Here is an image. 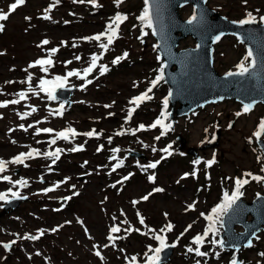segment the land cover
<instances>
[{
  "label": "rangeland",
  "instance_id": "rangeland-1",
  "mask_svg": "<svg viewBox=\"0 0 264 264\" xmlns=\"http://www.w3.org/2000/svg\"><path fill=\"white\" fill-rule=\"evenodd\" d=\"M14 2L15 0H0V12L9 15L6 21L0 22L5 25L4 30L0 31V102L19 99L17 93L29 89L28 73H32L31 87L35 91L26 92V98L19 104L0 107V158H7L8 155L24 149L25 145L32 144L38 137L31 132L42 126L61 128L73 124L84 131H91L95 126L94 129L100 133V137H112L111 141L117 143L120 151L114 153V156L122 163L125 159V166L132 170L133 175L125 182L113 184V187L111 184L115 180L114 173L108 174L106 169L107 165L109 167V159L106 154L95 152L94 140L85 143V152L71 155L70 160L66 157L65 162L62 159L59 162L57 160L58 163L56 162L53 168L47 167L48 158L30 162L38 170L31 169L30 166L20 167L19 174L28 177V185L23 188V194L29 197L30 194L32 197H42L34 195L35 190L57 179L63 183L56 193L61 196L70 194L69 183H74L73 189L79 191V196L73 209L38 210L32 203L33 209L28 207L31 213L23 219L16 220L14 215L4 216V220L0 221V232L3 233L0 235V241L12 239L16 243L8 249L0 243V264H125L127 259L133 256H138L145 262L143 255L145 257L146 252L148 255L152 254L148 252V247L152 245V235L155 233L167 236V244L179 237L169 255V262L160 264H197V261H200V264H230L234 252H221L209 243L208 241L213 239L211 233L205 240L208 244L200 248L208 253L207 256L200 257L196 256L195 252L189 253L187 247L195 248L192 236L203 234L208 224L199 214L200 211H207L208 215L211 205L219 200L224 191L231 193L234 190L235 178L250 181L241 189L244 199L251 200L256 194H264V182L244 176V173L249 172L264 176V153L257 146L256 137L253 135L264 116V105L257 104L251 112L237 116L236 113L243 109L242 105L235 101H226L220 104L219 111L214 110L206 117L201 118L193 114L187 119L183 117L176 121L173 132L184 135L187 143L196 147V155L179 150L178 141L172 132L161 136L159 140L155 137L161 133L156 129H148L147 132L141 130L135 135L129 134L131 132L127 130L131 127L137 128L138 122L147 125L153 123L152 116L158 111L157 101L165 99L168 89L160 82L150 94L153 99L140 106L132 119L125 123L123 114L126 107L130 108L129 97L141 92L144 86H150L160 65L150 28L144 27L138 19L146 6L145 0H125L119 7L114 0H96L98 6L88 0L84 3L60 0L58 4L55 0H26L23 5H18L15 11L10 12V5ZM207 3L220 14L233 20L245 19L249 12L256 21L264 16V0H247V4L244 0H207ZM50 8V11H46ZM192 11L191 5L185 6L181 9L182 17H188ZM117 12L128 17L120 26L119 39L103 53L96 69L88 76L87 79L92 80L91 84L78 89L76 86H82L85 81L76 77H71L72 81L69 79V85L75 87L72 102L65 107L62 117H54V112L48 109L54 102L48 100L47 92L42 94L39 88H36V77L45 73L39 65L29 68V64L37 59L48 58L50 50L57 48L58 52L51 55L53 65L45 66L50 74L62 72L64 76L70 67L82 71L89 66L92 54L100 55L103 52L96 41L83 38L104 32L111 15ZM45 16L50 18L45 19ZM26 17H30V20ZM142 29L146 35H142ZM45 39L50 43L38 47ZM62 42H66V45ZM73 44L76 47H73ZM192 45V37L180 42L181 47ZM247 51L244 44L234 36L227 35L215 45L214 66L219 72L237 70L236 65L243 60ZM125 52L128 56L116 63L113 70L109 69L112 61L116 57H123ZM76 56L81 59L77 61ZM67 61L72 63L66 65ZM245 63L248 65L249 59ZM104 64L109 72L100 75L99 66ZM9 81L13 83H8ZM162 106L161 112L166 111L164 105ZM33 108L36 109L35 112L32 111ZM23 113L30 115L21 119L19 114ZM88 123L92 124V128L87 127ZM165 123L168 124V120H165ZM20 125H24L27 131ZM87 128L91 129L85 130ZM217 129L221 133L219 143L215 147L204 146ZM116 130H123L125 134L118 136ZM65 145L62 144V148ZM157 147L168 148V152H160ZM151 148L156 151H151ZM128 150L143 156L129 155ZM163 157L168 158L162 161ZM213 158L215 163L208 167L206 162ZM196 160L200 163L194 164ZM156 161H159V165L155 169L138 168L145 167L147 162ZM12 168L19 166L11 165V174ZM46 169L52 171L45 173ZM124 171L120 169L115 172L121 174ZM194 171L195 176L192 175ZM150 176H155V180H150ZM229 177L232 179H227ZM156 188L162 191L155 192ZM152 190L154 192L149 199L141 201L140 198ZM56 193L45 197L55 199L58 197ZM131 197L136 198L139 203L134 205ZM194 202L195 209L187 210ZM135 207L138 209L134 212ZM140 217L144 218L143 225L140 223ZM27 218L31 221V227L25 230ZM124 220L128 223H121ZM167 220H171L174 225L171 232L161 231L165 229ZM185 223L192 225L186 232V228H183ZM114 225H119L121 231L117 233L120 239L113 242L107 237ZM129 226L139 231L125 232L124 229ZM22 229L24 230L21 231ZM41 229L44 230V235L40 239H23L27 233L38 235ZM150 229L155 230V233ZM181 233L184 235L181 236ZM184 239L186 242L190 240L192 244H186ZM215 239L217 240V235ZM93 245L98 247L94 248ZM96 251H99L101 256L98 257ZM240 253L242 264H264V255H261L264 253V230L254 238L249 249Z\"/></svg>",
  "mask_w": 264,
  "mask_h": 264
},
{
  "label": "water",
  "instance_id": "water-1",
  "mask_svg": "<svg viewBox=\"0 0 264 264\" xmlns=\"http://www.w3.org/2000/svg\"><path fill=\"white\" fill-rule=\"evenodd\" d=\"M153 15V34L157 40V49L164 60V78L171 89L170 116H181L191 110L209 102H215L224 98H233L240 102L264 103V22L247 25H239L206 5V0H149ZM191 3L194 6V14L197 20L191 25L188 19H182L179 7ZM193 14V15H194ZM236 35L248 48L253 49L257 59V66L250 68V73L255 76L226 77V73L219 74L212 64V51L214 37L227 34ZM191 35L195 38L194 47L177 49L182 38ZM216 42V41H215ZM252 62V58H251ZM251 65V64H250ZM249 65V66H250ZM235 72V71H232ZM57 96L67 99L72 89H67L65 95ZM178 103V104H177ZM177 104V106H176ZM174 123V119L171 125ZM180 149L195 154L193 147L185 146L184 137L178 135ZM218 132L215 139L207 145L217 143ZM264 151V143L258 142ZM18 199L10 202L15 207ZM7 206V205H6ZM2 214V213H1ZM0 214V215H1ZM251 218L248 220L247 215ZM224 230L221 237L226 236L224 248L239 251L241 246H248L252 237L264 225V196L258 195L250 202L238 201L232 212L223 218ZM235 224L243 226L244 230L235 232ZM171 247L162 252L161 260L167 259ZM236 259L239 261V254Z\"/></svg>",
  "mask_w": 264,
  "mask_h": 264
},
{
  "label": "snow or ice",
  "instance_id": "snow-or-ice-1",
  "mask_svg": "<svg viewBox=\"0 0 264 264\" xmlns=\"http://www.w3.org/2000/svg\"><path fill=\"white\" fill-rule=\"evenodd\" d=\"M26 2V0H15L14 3H12L10 5V12L11 11H15L18 5H23ZM60 2V0H55V3L58 4ZM74 2H79V3H84L85 0H74ZM89 3L93 4L94 6H98L96 4V0H88ZM125 0H114V3L116 4L117 7H119L122 3H124ZM153 3H155V0H153ZM244 3L247 4V0H244ZM145 8L141 14L140 17H138V19L141 21L142 25L144 27H148V28H152L153 27V15H152V11H151V6L149 3V0H145ZM55 5H53L54 7ZM50 9L46 10V11H50ZM258 11V10H257ZM9 18V15L7 13H3L0 12V22L2 21H6ZM45 19H49L50 17L45 16ZM127 16L124 14H121L120 12H117L116 15L114 17L111 18L110 22L106 25L105 31L95 34L91 37H85L83 39L88 40V41H96L98 43V46L100 49L103 50V52L100 55L97 54H92L91 58H90V63L89 66L82 69L81 70H71L68 71L66 76H56L54 77L53 80H48V79H44L41 78L39 81V89L41 91L47 92L49 99H56V96L54 94L55 89L56 88H64L65 87V83L67 81V79L69 77H76L78 79H82L85 81L84 85H82L81 87L84 88L87 86V84H91L92 80L87 79L88 76L96 69L97 67V62L99 60H101L103 58V53H106L109 50V47L114 43V41L116 39H119V30H120V26L121 24L127 20ZM26 19L30 20V17H26ZM197 20V16L194 14L189 20H188V24H192L194 21ZM260 22H264V16H261L259 18ZM239 25H247V24H253V23H257L256 18L252 15L251 12L246 14V18L240 20L239 22H236ZM5 25L3 23H0V31L4 30ZM147 33L143 32L142 29V35H146ZM153 34H156V29L153 28ZM222 35V34H221ZM221 35H217L215 36L214 42L215 41H219L221 39ZM106 41V42H105ZM50 43L49 40L45 39L41 42V45L39 46H43V45H48ZM65 43L66 42H62ZM73 47H76L75 44L72 45ZM56 52H58L57 48H52L49 52V57L46 59H37L35 62L29 64V68H33L36 67L37 65H39L41 67V71L47 73L48 72V67L47 66H52L53 65V60L51 59V55L55 54ZM128 56V53L125 52L123 54V57H116L112 63L116 64L119 63L121 59L126 58ZM249 58H252V62L251 65H246V61H248ZM75 59L77 61H79L81 59L80 56H76ZM66 65L67 64H71L72 61H67L65 62ZM257 66V59L254 56V52L253 49L249 48L247 51L246 56L243 58V60H241V62L239 64L236 65L237 71L232 72L229 71L228 73H226V77H245L246 75H251V76H255L256 73L252 72L250 73V68H255ZM99 70H100V75H103L105 72L108 71V67L107 65H100L99 66ZM25 71H27V69H25ZM164 79V68L160 69V74L157 76L156 79L152 80L150 82V86L144 91L142 92L140 95L133 97L130 101L129 104L134 105V107H130L127 111V116L125 118V123L129 122L132 117L133 114L136 112V110L140 107V105L145 102V101H150L153 99V96L150 95V93H152L153 89L156 88L158 86V84L160 83L161 80ZM31 81H32V73H28L27 76V83L29 84V89L28 91H32L34 92L35 90L31 87ZM8 83H13L11 81H9ZM21 83H25V81H21ZM135 86V85H134ZM27 93L24 91H21L19 93H17V96L19 97V99H13L10 101H4V102H0V107H6L8 104H19L21 100L26 98ZM172 93H169V96H171ZM221 99H223V97H221ZM169 100L166 97L163 100V105L164 108L167 109ZM256 102L253 101L251 103H244L243 104V109L241 112H237L236 115L237 116H241L243 114H247L249 112L252 111L254 104ZM63 104H61V109H63ZM105 107H111V105H105ZM33 112L36 111L35 108L32 109ZM21 115V119L27 117L28 115H30V113H23V114H19ZM109 115H113L112 113H109ZM168 113L166 111H162L160 114V117H158L152 124L150 125H144V124H140L138 125L137 128L135 129H130L127 131H130L132 135H135L136 132L141 131V130H148V129H156L158 126L159 128L162 129L160 136H156L155 139L159 140L161 138V136L165 135L169 130H171L172 125L166 124L165 120L168 117ZM232 125H229V127H231ZM21 128H24V125H20ZM31 127V125L29 126ZM25 131H27L26 128H24ZM37 134L40 132H44V133H52L53 129L51 128H43V129H37ZM207 131V130H206ZM125 131H119L116 133V135H124ZM56 139H63V140H68L69 136H77V135H84L87 137H93V136H98L100 135V133H97L95 129L80 134L77 133L75 129L69 127L63 131L57 132L56 134ZM258 142H262L264 143V140H262V137H264V119L261 120V122L258 125V130L256 132H254L253 134ZM56 139H52L51 140V144H55L56 143ZM250 142H251V138H250ZM109 143H111V138H109ZM145 147H148V145H145ZM169 148L171 147V145L168 146ZM102 148V146H101ZM101 148H98L97 151H100ZM83 149V146H77L74 147L72 149H70L69 151H81ZM64 151L63 149L60 148H56L55 151H49V152H45L43 153V155L45 157L48 158H53L52 159V163L55 164L57 160L60 159V153ZM113 152H119L120 149L116 148L112 150ZM153 151L155 152L156 149L153 148ZM162 151L164 152H168V148L163 149ZM41 153L39 152L38 149H31L29 152L27 153H20L19 155H17L16 157L12 158L11 161H4L2 159H0V173H4L7 167L8 163H12V164H24V161L26 159H32L34 156H40ZM115 158V157H113ZM258 160L260 159V157L257 158ZM87 163V162H85ZM159 163V161L153 162L148 164L146 167L147 168H152L155 169L157 167V164ZM194 164H199L200 161L196 160L193 162ZM215 163V159L213 158L212 160H209L206 162L208 167H211L212 164ZM27 166V165H25ZM122 166V161L117 163L114 167H113V171L116 170V168L121 167ZM51 170V169H50ZM262 171H264V168H262ZM188 174L186 173L185 176H187ZM193 176L196 175V172L194 171L192 173ZM244 176L247 177H251L252 180L258 181V182H264V176H257L254 175L252 173H244ZM129 177H124V180H127ZM0 179L4 180V181H8L10 183H13L14 186L15 185H19L20 187H26L28 185V181L21 179L18 181L13 182L11 180V177L8 175H3L0 176ZM150 180H155V176H150L149 177ZM229 180H231L232 178L229 177L227 178ZM66 182V181H64ZM250 181L248 179H242V178H235L234 180V190L229 193L227 190L223 192L222 195V199H221V203L217 204L214 208L211 209V212L208 215H205L204 213H201V216H204V218L208 221L207 226L205 227V230L203 232V234H197L195 237H193L192 243L196 245L195 248L189 246L187 247V252L192 253L195 252L196 256H207L208 253L207 252H203L200 250V248L203 246L206 238L209 236V234L211 233L213 236V239L208 241L211 244L214 245H219L221 248L224 247L225 241L224 240H216L215 236L219 234V228L216 227L217 225H219L220 227H223L224 221H223V217L227 216L230 212L233 211L234 206H238V201H240L241 197L243 196V192L241 191V189L247 185ZM63 183V182H60ZM118 183H122V181H119ZM60 186L59 183H57L54 187L58 188ZM54 187H49L46 189H43V191L45 193L47 192H51L54 190ZM73 188L75 187V185L72 186ZM113 187H115V185H113ZM155 192H160L162 191V189L160 188H156L154 189ZM11 194V196L15 199H23L24 197L20 196L19 192H13L12 189H9L7 193H0V201H6L8 194ZM74 195H78V193H74ZM151 195V193H149L148 195H145L142 197V200L147 201L149 199V196ZM259 197V194H258ZM71 197H67L66 199H70ZM139 203V201H133V204H137ZM195 209V202L191 205L188 206L187 210H194ZM123 214V213H122ZM139 215V213H138ZM167 216V214H165ZM113 219L115 220L116 218L113 217ZM121 223H128L127 220L122 221ZM140 223L143 225L144 224V218L140 217ZM192 227V225H188V228L185 229V232L188 231L190 228ZM174 228V225H172L171 223L167 224L165 226V229H161V231H165L167 230L168 232H171ZM57 229H52V231H56ZM139 231V229H132L131 226H129V228L124 229L125 232H130V231ZM121 231V228L119 225H114L110 228V232L109 235L107 237V239L109 241H114L115 239H117V237L113 236V233H119ZM150 231L155 233V230L150 229ZM44 235V230L41 229L39 230V234L38 235H28L26 234L23 239H28V240H38L40 239L41 236ZM184 233H181V236H183ZM153 239H155L156 241L159 242V246L153 248L151 246L148 247V252L152 253V255H148V253H145L146 256V261L145 264H160L161 261V256L160 254L168 247H175V243H173L172 245H168L166 243V237L162 236L158 233L154 234ZM177 240H179V237L177 238ZM16 241L13 240L9 243L3 244V247H5L6 249L10 248L12 244H15ZM251 245V242L249 241V245ZM108 245H105V247H107ZM93 247H98L97 245H93ZM39 254V253H37ZM98 257L101 256V253L99 251H96L95 253ZM217 257L219 256V253H216ZM261 255H264V253H261ZM102 258V257H101ZM103 259V258H102ZM132 261L136 260V257L133 256L131 257ZM197 264H200V261H197ZM230 264H242V262H239L235 257H233V259L231 260Z\"/></svg>",
  "mask_w": 264,
  "mask_h": 264
},
{
  "label": "bare ground",
  "instance_id": "bare-ground-1",
  "mask_svg": "<svg viewBox=\"0 0 264 264\" xmlns=\"http://www.w3.org/2000/svg\"><path fill=\"white\" fill-rule=\"evenodd\" d=\"M229 105V104H228Z\"/></svg>",
  "mask_w": 264,
  "mask_h": 264
}]
</instances>
